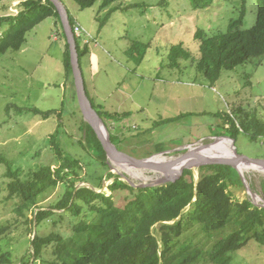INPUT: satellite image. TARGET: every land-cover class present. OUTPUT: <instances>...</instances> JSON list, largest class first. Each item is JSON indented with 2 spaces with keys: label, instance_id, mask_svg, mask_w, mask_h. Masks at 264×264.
Instances as JSON below:
<instances>
[{
  "label": "rangeland",
  "instance_id": "rangeland-1",
  "mask_svg": "<svg viewBox=\"0 0 264 264\" xmlns=\"http://www.w3.org/2000/svg\"><path fill=\"white\" fill-rule=\"evenodd\" d=\"M21 1L0 0V18L17 14ZM62 2L68 17L78 22L79 32L84 33L80 40L87 45L88 54L82 60V69L88 89L94 84L99 101L110 103L104 110L110 116L102 120L126 154L148 158L163 151L168 157L183 152V147L210 143L220 131L229 135L228 115L236 119L240 106L264 117V58L250 59L223 71L213 86L196 67L195 59L180 60L176 67L166 64L171 46L179 42L197 58L198 42L193 37L196 29H203L207 35L225 32L229 22L238 17L242 0H116L108 6L98 0L84 9L74 0ZM245 4L242 28L256 21V0H245ZM7 26L6 21L0 23V34ZM64 43L56 18L48 17L27 32L20 50L0 56V229L4 228L0 252L11 253L10 264H21L20 258L36 230L41 235L58 232L67 236L71 220L75 221L70 215L56 224L49 220L34 226L30 234L27 219L38 209L31 206L18 213L20 197L8 195L9 183L16 178L26 181L32 172L61 163L50 138L54 136L53 143H58L65 155L81 160V168L69 172L77 188L89 187L86 181L90 174L103 170L93 162L97 152L85 136L73 75L66 74L63 59L60 61ZM89 56L97 58L88 59ZM99 78L101 87L96 86ZM61 105V114L43 115L48 109L59 111ZM233 137L238 153L264 158V140L253 141L242 130ZM108 167L103 173L106 186L101 188L108 194L107 186L115 177L136 184L155 179L152 172L116 165L110 160ZM109 172L114 176L108 178ZM193 173L196 183L198 168ZM240 178L241 182L233 179L230 183L233 197L255 202L252 192L261 198L257 204L264 206V169L250 166ZM62 191L60 183L45 189L36 205L41 209L52 207ZM114 198L116 202L120 195ZM188 209L189 206L184 210ZM52 211L60 213L63 209ZM160 227L161 223H157L152 229L158 239ZM198 230L196 226L187 229L181 241ZM231 264H264V246L248 241L236 251Z\"/></svg>",
  "mask_w": 264,
  "mask_h": 264
},
{
  "label": "trees",
  "instance_id": "trees-1",
  "mask_svg": "<svg viewBox=\"0 0 264 264\" xmlns=\"http://www.w3.org/2000/svg\"><path fill=\"white\" fill-rule=\"evenodd\" d=\"M97 1L74 0L81 9L91 7ZM101 1L103 6H108L116 0ZM256 3L255 24L241 27L246 15L245 0H242L238 17L229 22L225 32L207 35L203 29H196L193 37L198 42L197 58L179 42L171 46L166 64L176 67L180 60L195 59L196 67L213 86L223 71L234 69L250 59L264 58V0H256ZM19 5L17 14L0 18V23H8L0 34V56L7 51L20 50L26 42L27 32L46 18L54 17L65 39L63 66L66 74L72 75L69 45L53 2L23 0ZM69 22L74 28L76 22L70 16ZM75 40L80 62L88 49L86 44H81L79 37L75 36ZM85 88L100 117L110 116L95 104L86 85ZM62 107L59 111L48 109L43 115L61 114ZM235 114L236 119L228 115L229 135L220 131L217 136L234 138V134L242 130L253 141L264 140V117L241 106ZM82 124L91 149L97 152L93 162L103 166L101 172L95 170L90 174V180L86 181L90 183L89 187L77 188L75 181L70 180L69 172L74 173L75 167L81 168V160L65 155L61 146L53 143L54 136L50 140L61 163L32 172L26 181L16 178L9 183L8 195L20 197L16 207L18 213H24L23 210L31 206L38 209L32 218L27 219L30 234L34 226L37 228L49 220L56 224L65 216L75 217V221L70 222L67 236L58 232L41 235L36 230L29 238L27 252L20 258L21 264H202L204 261L231 264L236 251L248 241L264 246V207L247 198L237 200L229 191L233 179L241 182L235 168L220 164L202 165L198 168L196 183L193 170L185 169L175 181L145 187H135L115 177L107 186L110 193L100 192L103 173L109 169L107 156L91 126L84 119ZM110 140L121 150L120 142L115 143L112 135ZM113 176L109 172L107 177ZM58 183L63 190L58 202L46 209L37 206L39 194ZM116 195H120V199L115 202ZM187 206L189 209L184 210ZM52 208L63 211L53 212ZM157 223H161L159 239L152 230ZM194 226L199 230L184 236L181 241L183 232ZM3 230L0 229V235ZM200 232L202 236H199ZM12 262L9 251L0 252V264Z\"/></svg>",
  "mask_w": 264,
  "mask_h": 264
},
{
  "label": "water",
  "instance_id": "water-1",
  "mask_svg": "<svg viewBox=\"0 0 264 264\" xmlns=\"http://www.w3.org/2000/svg\"><path fill=\"white\" fill-rule=\"evenodd\" d=\"M55 5L63 25V30L67 39V43L69 45V53H70V64L72 68V75L75 85L76 97L79 109L81 111L83 119L91 126L93 131L96 134V137L100 141L106 156L107 160H110L113 163L125 164L130 168L146 170L155 174V179L151 182H143L136 184L131 180L127 179V182L135 187H145V186H157L162 185L167 182L175 181L178 179L185 169L195 170L202 165H210V164H220V165H229L237 170L239 175L242 177V173L238 170V164H247L250 166H256L258 168L264 169V158L259 157H248L246 155L240 154L237 152L234 146V139L228 136H213L214 140L216 138H227L231 140L233 156L231 157H218L216 155H211L204 153L201 151L203 146L210 145L211 143L201 144L198 146H190L183 147V152H179L175 156H168L166 161H157L152 158L155 155H152L148 158H137L126 154L117 148V146L110 140V135L107 131H103L102 129H106L104 122L96 109L93 107L89 97L86 93L84 77L82 73V69L79 62V55L76 47V40L72 30V26L69 22L68 12L61 0H51ZM107 130V129H106ZM213 140V141H214ZM163 151L159 154L163 155ZM156 154V155H159ZM163 158L165 156L163 155ZM176 167H179L177 172L174 173ZM106 186L103 183V187ZM104 191V190H99ZM255 205L259 207H264L263 205H259L253 202Z\"/></svg>",
  "mask_w": 264,
  "mask_h": 264
},
{
  "label": "bare ground",
  "instance_id": "bare-ground-1",
  "mask_svg": "<svg viewBox=\"0 0 264 264\" xmlns=\"http://www.w3.org/2000/svg\"><path fill=\"white\" fill-rule=\"evenodd\" d=\"M102 130L105 131V133H107V130L106 129H102ZM201 151H203L204 153H207V154L210 153L211 155L214 154V155H216L218 157H225V156L226 157H231V156H233L232 143H231V140H229L227 138H216L214 141H212V143L210 145L203 146L201 148ZM152 159L153 160H157V161H166V159H168V158H166V157L163 158V155L159 154V155H155ZM116 165H118V163H116ZM253 167H256V166H252V168ZM178 168L179 167H176V169L174 170V173L177 172ZM237 168H238V170H241L242 173H243L245 170H247L248 168H250V165H247V164H238L237 165ZM258 170H260V169H258ZM251 196H252L253 200L256 203H259V201L261 200V198L257 194H254L252 192H251Z\"/></svg>",
  "mask_w": 264,
  "mask_h": 264
},
{
  "label": "crops",
  "instance_id": "crops-1",
  "mask_svg": "<svg viewBox=\"0 0 264 264\" xmlns=\"http://www.w3.org/2000/svg\"><path fill=\"white\" fill-rule=\"evenodd\" d=\"M88 54V53H87ZM87 54H85L84 56H86ZM84 56H82V58H81V60H80V66H81V69H82V60H83V58H84ZM96 59L97 57H91V56H89L88 57V59ZM63 59V57L62 58H60V61ZM82 73H83V69H82ZM83 77H84V82H85V85H86V87H90V85L88 86L87 85V82H86V78H85V76H84V74H83ZM100 80V78L97 80V82H96V86L97 87H101V82L99 81ZM92 84V83H91ZM97 89L95 88V86H94V84H92V87H91V89H88V93H89V95H90V97L93 99V101L95 102V104L97 105V106H99L100 108H101V110H108L107 109V107H108V105H110V103H108V104H106V105H104V104H102V102H100L99 101V96H97L98 94H97Z\"/></svg>",
  "mask_w": 264,
  "mask_h": 264
},
{
  "label": "built area",
  "instance_id": "built-area-1",
  "mask_svg": "<svg viewBox=\"0 0 264 264\" xmlns=\"http://www.w3.org/2000/svg\"><path fill=\"white\" fill-rule=\"evenodd\" d=\"M72 30H73L74 36H77V37H79L82 40L81 37H83L84 33H83V31L81 33L79 32L80 26H79L78 22L75 23L74 28H72Z\"/></svg>",
  "mask_w": 264,
  "mask_h": 264
}]
</instances>
